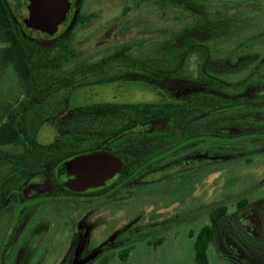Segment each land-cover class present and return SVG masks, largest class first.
<instances>
[{
	"label": "rangeland",
	"instance_id": "374dc122",
	"mask_svg": "<svg viewBox=\"0 0 264 264\" xmlns=\"http://www.w3.org/2000/svg\"><path fill=\"white\" fill-rule=\"evenodd\" d=\"M72 4L63 20L50 26L51 32L40 20L29 29L34 30L32 38L41 51L54 48L59 38L71 33L67 45L75 56H66L65 47L57 48L43 65L44 75L83 64L95 67L77 76L82 83L76 87L36 100L22 124L25 135L39 126L38 143L46 144L57 139L59 128L81 149L115 153L117 144L98 141L101 131L111 127L109 120L80 119L77 108L104 101H177L191 115L185 127L166 138L174 153L164 148L165 140L160 141L157 153L140 158L146 167L142 173L118 188L115 197L69 195L54 186L50 176L55 155L44 154L20 168L23 145L0 147V264H200L194 260L195 235L211 222L209 211L222 205L227 213L216 227L207 264H264V128L260 125L264 121V0H73ZM85 16L88 20L74 27L76 19ZM191 24L198 26L192 38L211 49L203 50V57L210 59L208 71L216 81L203 80L202 53L189 43L182 76L151 83L152 70L148 73L143 65L158 69L169 64V48L179 47L183 30ZM22 28L27 36L28 30ZM172 37L175 42L169 41ZM123 46H129L137 66L108 59ZM24 98L10 65L0 75V124L5 103L17 104ZM239 98L242 104L228 106ZM167 128L165 121L158 124L156 134ZM190 131L196 132L199 142L182 148ZM212 133L224 139L211 141ZM145 142L149 139L135 150L140 151ZM122 156L130 161L128 155ZM138 157L136 153L133 161ZM242 200L244 205L239 204ZM124 249H129L125 260L119 256Z\"/></svg>",
	"mask_w": 264,
	"mask_h": 264
},
{
	"label": "trees",
	"instance_id": "16d2710c",
	"mask_svg": "<svg viewBox=\"0 0 264 264\" xmlns=\"http://www.w3.org/2000/svg\"><path fill=\"white\" fill-rule=\"evenodd\" d=\"M76 20L77 22L85 23L88 20V17H79ZM197 21L199 22L200 20ZM75 25H77V23H75ZM188 26L183 30L186 33L179 47L176 49H172V47L169 48L168 55H166V57L169 58V64L158 69H149L148 66H145L148 73L152 70L150 71L152 77L151 83L158 80L179 79V77L182 76V73H184L186 58L190 53L189 50L191 47L188 48L187 45H191L192 43V48L197 49L202 53L201 77L203 80H210L212 82L216 81L215 76L208 71L210 67L208 58L205 59L203 57V50H208L209 47L192 39L191 33L194 29L198 28L197 24H191ZM67 36H69L68 39H66ZM70 36L71 33H67L66 37L59 38L56 41L54 48L41 51L38 47V42L34 41L30 35L27 34L26 36L24 33L21 23L15 16L10 1L0 0V75L2 71L6 70L10 65H13L19 78V85L23 89L25 95V98L20 100L17 104L6 102L3 107V115L5 119L0 124V147L18 143L23 145V152H21V158L19 160L20 164H17L20 168H22V163L25 167L30 163V160H36L44 154L55 155V163L52 168V179L56 185L62 187L63 191L69 195H86L90 196L91 199L106 197L109 195L115 197V191L118 188L127 185L128 180H131L132 177L138 174L144 167L143 164L145 163V160L140 158L151 152L157 153L159 151L161 148L159 146L162 145L160 141L163 142V140H165L167 145L165 144L164 148L169 150L170 153L171 151L174 153L176 150L173 149L174 145H172L169 140L167 141L166 138H168L170 133L174 132L175 129L183 128L187 125L186 123L191 115V111L185 104L177 101L165 103L155 101L139 103H116L104 101L90 103L77 108L76 116L80 119L87 120L95 117H106V119L109 120L111 127L109 130L101 131L98 141L108 139L111 142H114L118 145V147H116V153L119 156L128 155L131 162H126V165L128 164L127 167H125L124 170L119 171L120 173L116 174L118 175L117 177L113 178L112 176L106 179L105 183L97 188H89L85 191H73L67 188L55 174L56 168L63 162L77 155L87 151L95 152L101 149H81L77 140H73L68 134L61 135L62 129L59 128L57 129L59 136L56 140L46 144H39L36 135V130L39 129V126L33 129L31 134L25 135L22 130V124L28 118V113L34 108L36 100L41 96L59 91L65 87H76L82 83L76 81L77 76L80 73L95 67V65L92 67L83 64L61 72H53L49 69L52 74L49 76L44 75L43 65L45 62L52 59L57 48L65 47L66 56H75V53L70 48L69 44L67 45ZM165 41L167 40H163V43ZM169 41L175 42V38L172 37ZM168 43H166L165 46L167 48ZM128 50L129 46H123L108 59L126 60L137 66V63L139 62L132 59ZM107 80H109V78H107ZM239 100L240 99L233 100L228 106L233 107L240 104L238 103ZM45 120L46 119L42 120L40 123H44ZM164 121L168 125L167 130L160 134H156V127ZM258 125L259 124L256 126ZM260 125L264 128V121H262ZM195 136H197L195 131L187 133L183 140L188 142L182 144V148L198 144L199 141L194 138ZM209 136L213 137L214 139H211V141L215 142H221V140L224 139V137L218 136V133H212ZM145 139H149L148 144L145 142L140 151H136L135 147L142 145V140ZM174 144L175 147L178 145L177 142ZM136 153L140 157L133 161V157ZM108 182L110 183L108 184ZM239 204L244 205L245 201L242 200V203L240 201ZM226 213L227 207L225 205L215 207L209 211V219L211 222L201 227L195 235L194 260L196 262L200 264L208 263L209 246L214 240L216 227L219 221L225 217ZM128 254L129 249H124L119 253V256L125 260L127 259Z\"/></svg>",
	"mask_w": 264,
	"mask_h": 264
},
{
	"label": "water",
	"instance_id": "95a60500",
	"mask_svg": "<svg viewBox=\"0 0 264 264\" xmlns=\"http://www.w3.org/2000/svg\"><path fill=\"white\" fill-rule=\"evenodd\" d=\"M17 20L35 37L31 24L40 20L47 25V32L54 23L59 24L73 8V0H10ZM11 3V4H12ZM122 170L119 156L95 151L77 155L63 162L57 169V175L64 186L73 191H85L103 185L106 179Z\"/></svg>",
	"mask_w": 264,
	"mask_h": 264
},
{
	"label": "flooded vegetation",
	"instance_id": "af4514ba",
	"mask_svg": "<svg viewBox=\"0 0 264 264\" xmlns=\"http://www.w3.org/2000/svg\"><path fill=\"white\" fill-rule=\"evenodd\" d=\"M75 23H77L78 24V22H77V20H76V22ZM75 23H74V27L76 26L75 25ZM67 30H68V28L65 30V32H67ZM195 30V29H194ZM192 36V35H191ZM193 39V38H192ZM201 44H203V43H201ZM203 45H205V44H203ZM208 49H210V48H208ZM211 50V49H210ZM187 59V58H186ZM209 60V65H210V59H208ZM99 62V61H98ZM139 62V61H138ZM95 64H97V63H95ZM99 65H100V63H98ZM94 66V65H93ZM92 66V67H93ZM96 66H98V65H96ZM144 66H147L146 64H144ZM147 71V70H146ZM112 78V77H111ZM125 79V78H124ZM174 80V79H173ZM159 81V80H158ZM161 81H164V82H166V81H170V80H161ZM163 90H166V89H163ZM159 92H161L162 93V91H161V89L159 88V90H158ZM240 99V98H239ZM241 101H239L238 103H240V104H242V99H240ZM155 132H158V131H155ZM117 147V146H116ZM101 151V150H100ZM108 152H110V151H108ZM85 153H89L88 151L87 152H85ZM110 153H113V152H110ZM83 154V153H82ZM113 154H115V155H117V156H119L117 153H116V151H115V153H113ZM120 158H121V160H122V170H124L125 169V166H126V162L125 161H123V157L122 156H119ZM53 166H54V164L52 165V168H53ZM60 166V165H59ZM58 166V167H59ZM58 167L56 168V172H55V174L57 175V169H58ZM144 168H146L145 166L141 169V171L138 173V174H136L134 177H137V176H139L141 173H142V171H143V169ZM37 169H39V168H37ZM121 170V171H122ZM32 171H34V170H32ZM118 173H120V172H117V173H115L114 175H113V178L116 176V174H118ZM51 177L53 176V172H52V170H51V175H50ZM118 176V175H117ZM116 176V177H117ZM57 177H58V175H57ZM112 178V179H113ZM60 180V179H59ZM53 181V180H52ZM105 183V182H104ZM103 183V184H104ZM127 183H129V182H127ZM53 184H54V186H58V185H56L55 183H54V181H53ZM108 184H109V182H108ZM62 188V187H61ZM93 188H97V187H93ZM62 191H63V189H62ZM64 192V191H63ZM51 194H55V193H52L51 192ZM112 196V195H111ZM79 197H81V196H79ZM106 197H108V196H106Z\"/></svg>",
	"mask_w": 264,
	"mask_h": 264
}]
</instances>
